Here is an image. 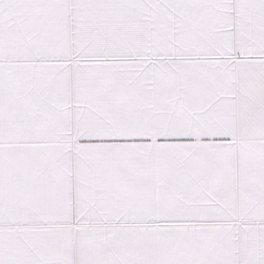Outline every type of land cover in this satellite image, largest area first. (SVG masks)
Returning <instances> with one entry per match:
<instances>
[{"label": "snow or ice", "instance_id": "snow-or-ice-1", "mask_svg": "<svg viewBox=\"0 0 264 264\" xmlns=\"http://www.w3.org/2000/svg\"><path fill=\"white\" fill-rule=\"evenodd\" d=\"M0 264H264V0H0Z\"/></svg>", "mask_w": 264, "mask_h": 264}]
</instances>
